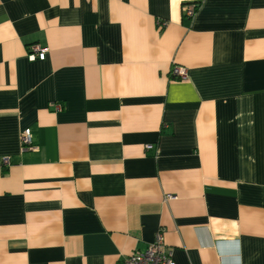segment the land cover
Wrapping results in <instances>:
<instances>
[{
    "label": "crops",
    "instance_id": "0c3cea01",
    "mask_svg": "<svg viewBox=\"0 0 264 264\" xmlns=\"http://www.w3.org/2000/svg\"><path fill=\"white\" fill-rule=\"evenodd\" d=\"M158 231L177 264H264V0H0V264Z\"/></svg>",
    "mask_w": 264,
    "mask_h": 264
},
{
    "label": "built area",
    "instance_id": "2783aa9c",
    "mask_svg": "<svg viewBox=\"0 0 264 264\" xmlns=\"http://www.w3.org/2000/svg\"><path fill=\"white\" fill-rule=\"evenodd\" d=\"M182 12L185 16L192 18L197 12V7L193 5H184ZM46 48H42L38 45H32L29 48L28 58L31 60L42 61L46 56ZM169 77L172 80L183 81L186 79V69L181 66H172L169 72ZM53 109L55 112H60L62 106L54 104ZM20 146L21 151H34L37 148L32 145L31 132L29 129H24L20 132ZM152 149L151 145L145 146V150ZM3 166H8L10 160L8 157H4L1 161ZM171 199L170 196L165 197V201ZM118 264H177L171 254V250L167 248L164 243L163 232L158 231L152 243L144 251L135 250L132 251L127 257H125Z\"/></svg>",
    "mask_w": 264,
    "mask_h": 264
}]
</instances>
